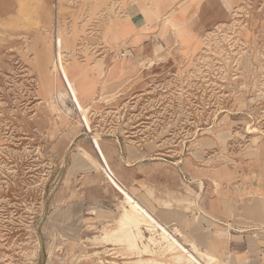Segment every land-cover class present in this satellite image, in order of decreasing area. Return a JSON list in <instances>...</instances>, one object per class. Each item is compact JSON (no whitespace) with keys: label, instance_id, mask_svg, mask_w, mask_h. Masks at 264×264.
Returning <instances> with one entry per match:
<instances>
[{"label":"rangeland","instance_id":"rangeland-1","mask_svg":"<svg viewBox=\"0 0 264 264\" xmlns=\"http://www.w3.org/2000/svg\"><path fill=\"white\" fill-rule=\"evenodd\" d=\"M113 138L117 160L127 140L187 174L189 210L258 195L241 182L264 153V0H0V264L169 261L104 237Z\"/></svg>","mask_w":264,"mask_h":264},{"label":"crops","instance_id":"crops-1","mask_svg":"<svg viewBox=\"0 0 264 264\" xmlns=\"http://www.w3.org/2000/svg\"><path fill=\"white\" fill-rule=\"evenodd\" d=\"M144 140L142 136L138 142ZM118 142L113 138L101 147L117 179L143 206L161 221L178 225L190 241L223 264H264V153L243 168L248 180L241 184L258 195L236 200L223 196L211 209L208 200L201 199L199 207L189 210L187 174L183 178L180 171L178 180L172 160L153 156L145 146L133 148L127 140L117 160Z\"/></svg>","mask_w":264,"mask_h":264},{"label":"bare ground","instance_id":"bare-ground-1","mask_svg":"<svg viewBox=\"0 0 264 264\" xmlns=\"http://www.w3.org/2000/svg\"><path fill=\"white\" fill-rule=\"evenodd\" d=\"M67 89L75 104L74 94L78 93V87L74 82H71L70 88L67 87ZM95 149L96 152L100 154L102 160L100 167L108 180L114 181L125 191L121 195L123 207L121 216L118 218V227L106 233L104 237L110 235L116 236L121 239V241H125L129 246L128 248L135 249L139 254L149 255V253H154L158 251L156 245H159L162 255H166L169 258V261L148 258L141 260V262H139L141 264H213L217 262L218 257L216 255L202 250L195 242L190 241L180 230H173L172 227L170 228L169 222L161 221L155 214L143 206L133 195L134 193L131 194L128 188L117 179L112 170L113 167L110 168L104 163L103 160L109 161L100 143ZM143 226H145V229H149L151 232L153 231L150 237L144 234ZM156 235H160V237L157 238ZM179 236L186 239L182 240ZM139 238L142 239L141 241L144 240L143 245H141V242L139 243ZM152 245H154V247H152Z\"/></svg>","mask_w":264,"mask_h":264}]
</instances>
